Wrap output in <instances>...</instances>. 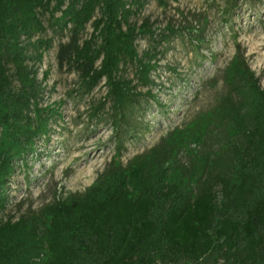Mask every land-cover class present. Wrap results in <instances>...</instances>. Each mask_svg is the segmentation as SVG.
Masks as SVG:
<instances>
[{
  "label": "trees",
  "instance_id": "1",
  "mask_svg": "<svg viewBox=\"0 0 264 264\" xmlns=\"http://www.w3.org/2000/svg\"><path fill=\"white\" fill-rule=\"evenodd\" d=\"M147 1L0 0V214L16 162L57 117L41 106L38 69L52 45L45 17L66 38L55 55L59 68L77 75L81 95L103 82L104 101L91 111L107 108L122 132L142 109L137 88L150 85L155 46L163 43L146 20L135 21ZM87 27L91 33L83 38ZM140 38L154 44L143 57L136 51ZM246 72L236 53L224 70L236 133L222 137L199 174L166 179L156 193L159 203L146 192L148 160L124 168L113 163L83 193L47 205L44 228L25 216H0V264H79L91 245L98 264H264V88L245 103ZM238 108L248 110L234 117ZM149 153L157 164L168 160L157 149Z\"/></svg>",
  "mask_w": 264,
  "mask_h": 264
},
{
  "label": "rangeland",
  "instance_id": "2",
  "mask_svg": "<svg viewBox=\"0 0 264 264\" xmlns=\"http://www.w3.org/2000/svg\"><path fill=\"white\" fill-rule=\"evenodd\" d=\"M143 20L163 43L155 46L150 85L137 88L144 95L142 109L117 132L107 108H99V114L91 111L104 101L103 82L81 95L77 75L57 65V47L66 38L45 17V38L52 45L38 69L44 89L41 106L50 107L57 117L48 135L16 162L2 218L25 216L44 228L47 205L83 193L114 164L124 168L142 160L150 166L151 188L146 192L159 202L156 193L166 179L183 181L185 174H199L202 164L218 154L222 137L236 133L234 111L225 104L229 93L224 70L240 53L248 69L241 99L249 104L264 88V0H148L135 19L137 26ZM90 33L87 27L83 38ZM153 47L148 38L136 42L139 57ZM131 72L127 69L128 78ZM247 110L238 108L234 117ZM151 149L165 152L168 160L157 164L147 159L156 157ZM92 249L80 252L79 264H98Z\"/></svg>",
  "mask_w": 264,
  "mask_h": 264
}]
</instances>
